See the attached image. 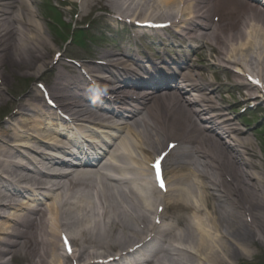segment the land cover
<instances>
[{"label":"bare ground","instance_id":"obj_1","mask_svg":"<svg viewBox=\"0 0 264 264\" xmlns=\"http://www.w3.org/2000/svg\"><path fill=\"white\" fill-rule=\"evenodd\" d=\"M33 1L23 2L31 9ZM0 2V65L8 61L11 70L15 67L31 72L32 59L38 58L41 61L35 70L38 75L52 64L48 65L40 55L45 41L39 23L28 8L16 15V26H10L6 21L16 13L15 0ZM95 2L104 9L107 7L103 3L116 0ZM144 2L178 11L179 35L197 43L200 61L194 64L180 60L182 73L174 74L178 81L161 85L160 91H152L157 85H148L150 91H138L139 84L128 78L131 72L117 73L116 82L105 79L112 87L105 90L115 92L112 101L117 103V109L124 110L125 107L119 106L127 103V99L136 101L127 118L112 112L103 101L94 106L84 102L83 95L76 91L82 84L77 70L73 69L72 76L56 71L57 79L50 88L60 107L79 121L87 119L100 127L118 125L125 135L118 138L111 160L99 168L56 174L26 166L28 182H33L38 190L44 185L51 190L49 204L30 209L24 205L32 203L33 196L9 192L0 182V213L14 212L11 217L3 216L6 219L0 214V234L9 238V241L0 239V264H63L58 241L63 234L68 235L76 248L64 264H84L97 257L98 252L123 249L130 244L140 232L128 233L135 225H146L154 207L162 204L168 212L162 230L154 232V248L136 264L237 263L244 258V251L264 244V158L260 146L228 116L222 99L216 97L224 89L222 79L215 83L206 75L219 69L233 89L243 90L246 84L238 81L237 75L249 70L261 81L264 90V6L255 0H127V8L116 12L127 15L132 13L130 6ZM107 10L111 11V6ZM208 52L214 54L216 67L212 69L205 66ZM113 54L103 51L97 55L106 63L123 65V59ZM6 76V71L0 68V106L5 98ZM243 91L245 101L255 97L251 91ZM30 96L12 116V120L19 117L14 125L9 124L15 130L9 132L0 124V168L13 157L28 161L24 152L36 153L32 150L35 147H29L32 141L29 138L33 136L26 132L38 130L39 123L23 121L30 111L40 110L37 95ZM35 137L41 147H56L62 142L55 137V131ZM167 140L176 143L173 154L177 156L167 175V196L155 198V191L148 189L149 183L147 187H132V181L141 182L147 174L136 163V155L156 151ZM8 142L16 143L9 151L4 148ZM118 150L124 154L119 155ZM109 171L131 175V180L121 183L126 186L124 190L119 182L111 180ZM191 176L200 179L195 180V186ZM210 187L216 188L213 191ZM126 199L133 200L132 205ZM170 228L182 230L169 235ZM163 243L166 247L161 248Z\"/></svg>","mask_w":264,"mask_h":264},{"label":"rangeland","instance_id":"obj_2","mask_svg":"<svg viewBox=\"0 0 264 264\" xmlns=\"http://www.w3.org/2000/svg\"><path fill=\"white\" fill-rule=\"evenodd\" d=\"M0 68L4 72L6 71V73H7V76H6L7 77V79H6L7 92L5 93L6 94L5 95L6 101L3 105L0 106V122H2L3 121L2 114L9 109V107L13 104L12 103L13 101L18 99V97L20 96L18 94V92H24V89L30 88L31 85L33 84V81L35 78L32 77L31 75L26 74V72H24V70L16 69L15 67L11 70L10 66L8 64V61H3V63H1V65H0ZM231 101H233V99H231V100L228 99L227 103L230 105ZM258 107H259V110H261V112H264V104L259 103ZM260 117H261V119H260ZM255 121H258V123H259V125L257 123L258 128H260L259 133L263 134L264 133V115L261 114L259 117L254 116L253 120H251V124L255 123ZM251 128H252V126H251ZM249 130H251V129H249ZM259 145L261 148H263L264 143L262 142ZM159 151H161V150H158V151L156 150L157 153ZM6 215H8V214H6ZM137 227H139V226H137ZM227 246L229 248L228 250L231 251V245H229V242H228ZM244 252L246 253V251H244ZM262 252H264V245L263 246L257 245L255 247V249L249 250V252L245 255L244 260H242L241 262L236 263V264H248L249 261H252L253 264H264V253H262ZM230 264H233V262H231Z\"/></svg>","mask_w":264,"mask_h":264}]
</instances>
